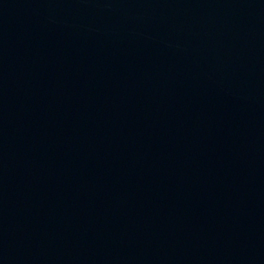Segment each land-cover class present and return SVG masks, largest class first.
I'll return each instance as SVG.
<instances>
[{
	"label": "water",
	"instance_id": "1",
	"mask_svg": "<svg viewBox=\"0 0 264 264\" xmlns=\"http://www.w3.org/2000/svg\"><path fill=\"white\" fill-rule=\"evenodd\" d=\"M0 264H264V0H0Z\"/></svg>",
	"mask_w": 264,
	"mask_h": 264
}]
</instances>
